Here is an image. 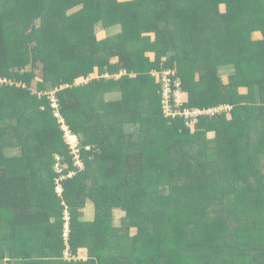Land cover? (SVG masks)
I'll list each match as a JSON object with an SVG mask.
<instances>
[{
  "label": "trees",
  "instance_id": "16d2710c",
  "mask_svg": "<svg viewBox=\"0 0 264 264\" xmlns=\"http://www.w3.org/2000/svg\"><path fill=\"white\" fill-rule=\"evenodd\" d=\"M205 13L215 24L194 27ZM113 26L120 31H110ZM95 27L109 36L98 38ZM201 30L220 43L216 51L207 49ZM254 32L263 38L255 40ZM60 33L70 42L62 45ZM54 44L65 46L61 59L48 52ZM130 46L139 49L127 51ZM41 64L39 92L47 84L57 90L60 114L81 142L84 168L74 164L52 102L31 90ZM229 64L236 74L228 84L217 70ZM167 69L189 96L182 112L224 104L231 112L199 116L194 125L185 116L166 118ZM89 76L94 79L77 84ZM3 79L0 263L264 264V152L258 146L264 105L238 102L236 93L244 87L264 104V0H0ZM111 86H118V97L101 106ZM217 140L226 143L216 151ZM161 161L167 178L155 171ZM182 161L194 167L189 189L177 180ZM88 202L91 222L83 214ZM115 210L125 213L120 226ZM67 223L72 257L84 248L87 260L63 259Z\"/></svg>",
  "mask_w": 264,
  "mask_h": 264
},
{
  "label": "rangeland",
  "instance_id": "374dc122",
  "mask_svg": "<svg viewBox=\"0 0 264 264\" xmlns=\"http://www.w3.org/2000/svg\"><path fill=\"white\" fill-rule=\"evenodd\" d=\"M122 1V0H121ZM123 1H125V0H123ZM128 3H130V2H128ZM220 9H221V11L222 12H224L225 11V9L222 7V6H220ZM76 11V9H74V10H72V11H70V14L71 13H73V12H75ZM55 19H57V18H52L51 19V21L53 22V21H55ZM58 20V19H57ZM195 21L196 22H198V23H201V24H197V25H194V24H192L194 27H196V28H201V29H204V30H206V29H208V28H210V26H213L214 24H215V17L214 18H212V16H210V15H207L206 13H205V15H201V14H199V17H195ZM55 22H57V21H55ZM61 22V21H60ZM206 22H208V23H206ZM192 23V22H191ZM36 24H37V26L38 27H40L41 25H42V21L41 20H39V21H37L36 22ZM46 24H48V26H49V23H48V20H47V22H46ZM51 24V23H50ZM112 29L110 30V31H112L113 33L114 32H118V31H120L119 29H121V27L120 26H113V27H111ZM79 31V30H78ZM96 31V33H97V36H98V38H104V37H108L109 36V34H110V32L108 31V29H105V30H102L100 27H95V29H94V32ZM77 32V31H76ZM111 32V33H112ZM259 33H261V32H254L253 34H252V36H254V39L255 40H258V38L259 39H262L263 38V35L262 34H259ZM201 34H202V36L204 37V39H205V43H206V41H208L207 43H206V46H207V49H209V48H211L212 50H214V51H216V49H218L219 48V46H220V43L219 42H217V41H214V40H207V36L204 34V31H202L201 30ZM259 34V35H258ZM60 35V40H62L61 39V35H64V38H66L65 36V34H59ZM151 36H152V38H154V34H150ZM78 38H81L80 36L78 37ZM235 43V41L232 39V38H229V42H232V41ZM63 42H62V45H65V44H67L68 42H70V41H68L67 39H64V40H62ZM55 46V47H54ZM53 48L54 49H48V52L49 51H55L52 55H54V54H56V53H59L57 56L58 57H56V56H54V57H52V58H58V59H61V57H59L60 56V54H61V51H62V49H64L65 48V46H64V48H62L61 46H58V45H56V44H54L53 45ZM164 48H165V46L163 47V49L162 50H164ZM139 49V47H137V46H130L128 49H127V51H137ZM47 53V52H46ZM45 53V54H46ZM44 54V55H45ZM205 54V53H204ZM51 55V56H52ZM151 57V61H152V63L153 64H156V62L158 61L156 58H155V54H153V53H150L149 54ZM172 55V52H170L169 54H168V57H170ZM45 57V56H44ZM47 58V57H46ZM167 59V57H161V62H165V60ZM115 61H117V59H114L113 60V62H115ZM73 64H76V62H72L71 64H70V66L71 65H73ZM77 67L79 68V70L80 71H83V70H86L85 69V67H82V66H79L78 64H77ZM235 66H233V65H231V64H229V65H226V66H224V67H220V69L219 70H217V76L219 77V78H221L225 83H228L229 84V82L231 81V77H233V74H236V69L234 68ZM27 70L28 71H30L31 70V65H28L27 66ZM168 70V69H167ZM166 72V70H163L162 72ZM156 72H158V71H152L150 74H152V75H155L156 74ZM59 73V72H58ZM204 73H207V71L206 72H204ZM209 75H211L212 73L211 72H209L208 73ZM98 75V74H97ZM118 78L121 76V74H119V75H116ZM42 77H43V64H41L40 66H39V69H38V71L36 72V79L33 81V83H32V87H31V90L33 91V93L34 94H38L40 97H42L43 96V94H44V96L49 100V101H51L52 103H53V106L55 107H53L54 108V111L52 112L53 113V116L55 117V118H57V124L59 125V128L61 129V130H63L64 131V128L65 129H67L68 127L66 126L67 124H66V121H65V119L62 117V115L60 114V110L58 111V109H59V105H58V101H57V98L55 97L56 95H55V93H56V89H54V88H52V86H51V84H47L46 86H47V89H46V91H43V92H39L40 91V83L39 82H41V79H42ZM105 77L107 78V79H109V78H115V75H112V74H106L105 75ZM116 77V78H117ZM197 79H199V77H196ZM92 79H94V77H90L89 76V79L88 80H84L83 78H80L78 81H76L77 82V84H80V83H87V82H89L90 80H92ZM197 81V80H196ZM0 82H6V79H3L2 81H0ZM157 83L159 84V81H157ZM23 84V83H22ZM117 90H118V86L117 87H113V86H111L110 87V89L108 90V91H104L105 93V95L102 97V99L99 101L100 103V105L101 106H104V102L106 101V102H108V101H110V100H116L117 99V97H118V94H117ZM247 91H249L248 89H246V88H244V87H240V88H238L237 90H236V93H238L237 95V101L238 102H241V103H247V104H255V105H264L263 103H261V99H260V96L258 95V93H257V96H256V94H252V95H250V94H248L247 93ZM254 91H255V89H254ZM254 91H253V93H254ZM257 92H258V90H257ZM12 93V91L11 90H8L7 91V96H13V94H11ZM55 98H56V100H55ZM180 99H183L184 101H187L188 99H189V96H188V94H186V95H182V96H180ZM103 100H105V101H103ZM113 100V101H114ZM55 101V102H54ZM224 105H226V104H224ZM256 108V107H255ZM256 111H258V109L256 110ZM61 115V123H60V118H58L59 116ZM229 119L231 118V115L228 117ZM157 120V119H156ZM189 125H191V127H193V125L192 124H189ZM150 126L151 127H153L154 128V130H155V126H157V124L155 123V122H152L151 124H150ZM242 128V125L240 126V129ZM65 132V131H64ZM156 130L155 131H153L152 132V134L149 136V137H151V136H153V138L156 136ZM213 134H210L209 136L211 137ZM64 138H65V140L67 141L68 140V144H69V147L71 146L70 145V143L72 142V140H73V138L74 137H72V136H68V133H64ZM149 139V138H148ZM78 140H79V138H78ZM237 140H238V138L236 139V142H237ZM79 142H80V140H79ZM149 142V141H148ZM226 143V140H217V141H213V144L215 145V150H216V148H218L219 146H221V145H224ZM260 144H262V146L260 145ZM80 146H81V142H80ZM258 146H259V150L261 151V152H264V136H262V138H260L259 139V141H258ZM82 147V146H81ZM71 150V149H70ZM152 151V150H151ZM156 151H158V150H156ZM217 151V150H216ZM14 152V151H13ZM13 152L12 151H10V153L8 152V154L10 155V154H13ZM152 153H154L153 151H152ZM14 154H17V153H15L14 152ZM70 155L72 156L73 155V153H72V151H71V153H70ZM216 155V154H215ZM60 156L58 155L57 156V158H56V162H57V169H56V171L59 173V174H61V172L63 171V168L61 169V167H62V165H60ZM75 156L73 155V160L75 161V162H77L76 160H75ZM158 158H159V156H158ZM162 163H163V161H161V163H160V166L159 167H157V170H155L157 173H160V174H162V176H163V178H167L168 177V173H167V168L166 167H164L163 165H162ZM75 165H76V163H74ZM79 164H80V162H79ZM78 164V165H79ZM175 165H177V164H175ZM77 166V165H76ZM182 166V167H181ZM78 167H80V168H84V166H83V162L80 164V166H78ZM112 167V164H110L109 165V168H111ZM69 168V165L68 164H65L64 165V170L65 169H68ZM176 168H181L180 170H181V172H179L178 174H177V180L179 181V182H181V183H184V185H185V188L186 189H189L188 188V183H189V180H188V178L190 177V175H191V173L192 172H194V167H193V164L191 163V162H186V161H182V162H180L178 165H177V167ZM183 174H185V176L183 177ZM187 176H188V178H187ZM58 180V186H59V189L61 190V193H62V186H60V184H61V177L60 178H58L57 179ZM179 185H182V184H179ZM83 214H84V219L86 220V221H89V222H91L92 221V219H93V204L91 203V202H88L87 203V205H86V208L83 210ZM125 216V213L123 212V211H121V210H115V213H114V224L116 225V226H120L121 224H122V217H124ZM67 221L69 220V214L68 213H66V218H65ZM67 226H68V229L66 228V230H65V235H64V237H65V240H66V243H67V250L64 252V260H68V259H76V260H87V255L85 254V249L84 248H81L80 249V254L77 256V257H70L69 255H72L71 254V252L69 251V245H68V234H69V232H68V230H69V223H67L66 224ZM133 232L135 233V229L133 230ZM39 255L40 254H38V253H36V254H34V257H39ZM10 262H11V264H12V261L11 260H4L2 263H0V264H10Z\"/></svg>",
  "mask_w": 264,
  "mask_h": 264
},
{
  "label": "built area",
  "instance_id": "2783aa9c",
  "mask_svg": "<svg viewBox=\"0 0 264 264\" xmlns=\"http://www.w3.org/2000/svg\"><path fill=\"white\" fill-rule=\"evenodd\" d=\"M162 83H163L162 104H163V110H164V114L166 118L176 117L178 115L185 116L187 120H189V122L191 121L192 124H195L198 121L199 116L207 115V114L215 115V114L230 113L232 110V107L226 104V105H220L215 108H209L206 110L196 109V110H186L182 112L180 110V107L183 105L184 100L180 99V96L183 95V92H182V87H181V80L176 74V72L171 71V70H167L166 72L164 71ZM52 106H53V103H52ZM59 118H60V123H61V115L59 116ZM64 131L65 133H68V136L74 137L72 142L70 143L71 146L69 148L71 149L73 155L76 157L75 158V160L77 161L75 162L76 165L80 166V164L82 163L81 161L82 155H81V146H80L78 137L72 133L69 127L67 129L64 128ZM67 144H68V140H67ZM86 149L90 150L91 148L86 147ZM58 192L60 193L61 190L59 189ZM66 228L68 229L67 225H66ZM69 256L72 257V255H69Z\"/></svg>",
  "mask_w": 264,
  "mask_h": 264
},
{
  "label": "clouds",
  "instance_id": "9594fccd",
  "mask_svg": "<svg viewBox=\"0 0 264 264\" xmlns=\"http://www.w3.org/2000/svg\"><path fill=\"white\" fill-rule=\"evenodd\" d=\"M167 71V70H166ZM57 91V90H56Z\"/></svg>",
  "mask_w": 264,
  "mask_h": 264
}]
</instances>
